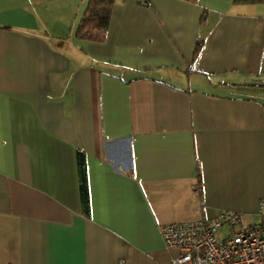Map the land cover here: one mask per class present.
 I'll list each match as a JSON object with an SVG mask.
<instances>
[{
    "label": "crops",
    "instance_id": "obj_1",
    "mask_svg": "<svg viewBox=\"0 0 264 264\" xmlns=\"http://www.w3.org/2000/svg\"><path fill=\"white\" fill-rule=\"evenodd\" d=\"M87 2L0 0V264H165L161 224L259 217L264 1L114 0L100 40Z\"/></svg>",
    "mask_w": 264,
    "mask_h": 264
},
{
    "label": "built area",
    "instance_id": "obj_2",
    "mask_svg": "<svg viewBox=\"0 0 264 264\" xmlns=\"http://www.w3.org/2000/svg\"><path fill=\"white\" fill-rule=\"evenodd\" d=\"M256 213L258 222L240 228L241 214L226 209L207 219L161 224L164 247L176 252L165 264H264V197ZM224 225L229 233L219 239L216 232Z\"/></svg>",
    "mask_w": 264,
    "mask_h": 264
},
{
    "label": "trees",
    "instance_id": "obj_3",
    "mask_svg": "<svg viewBox=\"0 0 264 264\" xmlns=\"http://www.w3.org/2000/svg\"><path fill=\"white\" fill-rule=\"evenodd\" d=\"M114 0H88L87 8L76 28V37L80 39L100 40L105 35L109 13ZM264 1V0H248ZM198 45L194 52H197Z\"/></svg>",
    "mask_w": 264,
    "mask_h": 264
},
{
    "label": "rangeland",
    "instance_id": "obj_4",
    "mask_svg": "<svg viewBox=\"0 0 264 264\" xmlns=\"http://www.w3.org/2000/svg\"><path fill=\"white\" fill-rule=\"evenodd\" d=\"M259 217L254 218V217H250V216H244L242 218V223H241L242 225L239 224V225H237L236 228H240L241 226H246L247 224L249 225V224L258 222L257 219H259ZM260 219H261V217H260ZM228 233H229V228H228V226L224 225V226H221L217 230L216 236H217V238L220 239V238H223L224 236H226Z\"/></svg>",
    "mask_w": 264,
    "mask_h": 264
}]
</instances>
